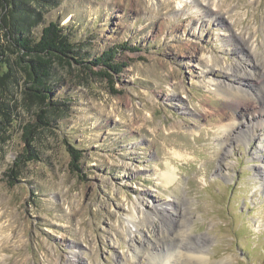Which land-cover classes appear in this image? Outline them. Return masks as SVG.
Here are the masks:
<instances>
[{"label": "rangeland", "instance_id": "1", "mask_svg": "<svg viewBox=\"0 0 264 264\" xmlns=\"http://www.w3.org/2000/svg\"><path fill=\"white\" fill-rule=\"evenodd\" d=\"M25 3L29 36L56 22L82 64L54 67L48 126L20 84L4 98L0 264H264V0ZM181 220L197 260L161 235Z\"/></svg>", "mask_w": 264, "mask_h": 264}, {"label": "trees", "instance_id": "2", "mask_svg": "<svg viewBox=\"0 0 264 264\" xmlns=\"http://www.w3.org/2000/svg\"><path fill=\"white\" fill-rule=\"evenodd\" d=\"M26 0H0V130L2 125L13 120L12 115L6 112L4 98L9 95L10 87H18L24 100L34 99L39 104L36 114L37 122L48 126L43 120L47 115L50 102L51 88L49 81L52 79L54 67H70L71 64H82L76 57L72 43L68 42L62 28L56 22H49L41 30L38 39L29 36L31 28L30 14ZM14 56V58L12 57ZM114 55L111 51L104 52L94 59V66H101L105 78H111L108 71H118V66L109 64ZM43 106V107H42ZM46 109V111L44 110ZM6 117H8L6 119ZM36 125L23 127V141L26 148L17 158V163L24 160L31 162L37 160V155L32 147L33 134L38 129ZM71 167L78 170L76 162L80 152L69 147ZM14 166H19L15 164ZM9 178L15 180L14 170H9Z\"/></svg>", "mask_w": 264, "mask_h": 264}, {"label": "bare ground", "instance_id": "3", "mask_svg": "<svg viewBox=\"0 0 264 264\" xmlns=\"http://www.w3.org/2000/svg\"><path fill=\"white\" fill-rule=\"evenodd\" d=\"M263 24H264V20H263ZM263 27H264V25H263ZM245 45H247V43H245ZM264 53V52H263ZM262 68V67H261ZM262 69H264V68H262ZM231 89V92H232V94L233 95H235V94H237L236 92L238 91V90H234V88L233 87H231L230 88ZM227 90H229V88L227 89ZM231 94V93H230ZM240 97V99L239 100H237L236 101V103H237V106H236V110H238L239 111V109L242 107V106H246L247 107V109L249 108V106L250 105H252L253 107H254V103H253V100H252V98H249V97H247L246 99L245 98H242L241 97V95H239ZM263 100H264V97H263ZM230 111H234L233 113L235 114L236 113V110H232V108L231 109H229ZM237 114V113H236ZM233 121H234V118H232V125H231V129L229 128V130H224L223 132H231L232 131V129H233V127H235V124L233 123ZM235 122V121H234ZM231 123V122H230ZM239 123V122H238ZM240 124V123H239ZM237 125V124H236ZM162 177V176H161ZM174 181V174L172 173V172H170L169 170H167L166 172H165V175H164V178H163V180H162V184H170V183H172ZM163 211H165V209H162ZM159 211V209H157V208H155V212H158ZM136 213H137V210H134V216L133 217H130V220L131 221H133V220H136L137 219V216H136ZM140 221V220H139ZM174 221V220H173ZM176 225V226H175ZM175 227H176V229H175ZM172 229V233H170L169 231V229ZM183 228H184V230H183ZM188 228V227H187ZM169 229L168 228H166V230H163L162 231V233H161V235H166V238L168 239V240H172L173 241V238L172 237H177L178 238V240H179V242L178 243H175L176 245H181V249L182 250H184V253H182L183 255V257L185 258V251H186V249H187V259H189V260H193V259H199L198 258V256H197V254L200 252V251H202V249L200 250L199 248L200 247H198L197 245H196V243H193L192 241H191V239L189 238V235H188V233H187V229L185 230V224H184V222H183V220H181V222L179 223V225H177V224H175L174 222H172V221H170V223H169ZM179 235H180V238H179ZM159 236V235H158ZM174 242V241H173ZM152 246H149V244L147 245V246H145L144 248V250L145 251H149L150 250V248H151ZM179 246H177V248H178ZM155 251H151L150 253H147L148 254V257L150 258V261H149V264H152V263H157V264H170L169 262H170V260L172 259V258H174L173 257V255L171 254V255H169V257H167L166 258V261L167 262H163L162 261V258H161V256L160 255H157V257H152L153 256V253H154ZM180 258V257H179ZM182 258V257H181ZM158 262H157V261ZM179 260V259H178ZM176 261H177V259H176ZM176 261H175V264H177L176 263ZM179 263V262H178Z\"/></svg>", "mask_w": 264, "mask_h": 264}]
</instances>
